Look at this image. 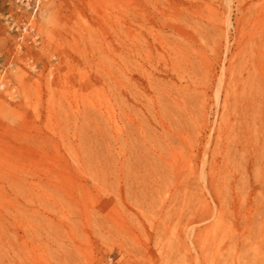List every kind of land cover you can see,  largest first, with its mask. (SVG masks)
Wrapping results in <instances>:
<instances>
[{
  "label": "rangeland",
  "instance_id": "1",
  "mask_svg": "<svg viewBox=\"0 0 264 264\" xmlns=\"http://www.w3.org/2000/svg\"><path fill=\"white\" fill-rule=\"evenodd\" d=\"M0 264H264V0H0Z\"/></svg>",
  "mask_w": 264,
  "mask_h": 264
},
{
  "label": "bare ground",
  "instance_id": "2",
  "mask_svg": "<svg viewBox=\"0 0 264 264\" xmlns=\"http://www.w3.org/2000/svg\"><path fill=\"white\" fill-rule=\"evenodd\" d=\"M231 8V7H230ZM229 11V10H228ZM228 11H227V13H226V24H227V27L228 26H230V24H231V20H230V17H229V13H228ZM217 91H219V90H217ZM218 99V98H217Z\"/></svg>",
  "mask_w": 264,
  "mask_h": 264
}]
</instances>
